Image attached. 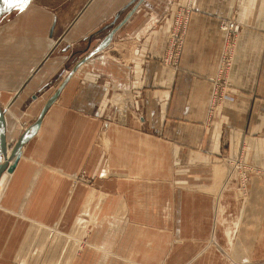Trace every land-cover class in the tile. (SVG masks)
Returning <instances> with one entry per match:
<instances>
[{
  "label": "crops",
  "instance_id": "1",
  "mask_svg": "<svg viewBox=\"0 0 264 264\" xmlns=\"http://www.w3.org/2000/svg\"><path fill=\"white\" fill-rule=\"evenodd\" d=\"M181 7L189 20L173 68L161 61ZM228 21L240 32L227 93L212 105ZM8 22V149L58 95L0 176V264H32L56 248L50 258L61 263L69 244L52 241L90 210L87 225L114 234L84 248L90 264H231L214 246L224 239L264 264V0H36ZM236 160L252 180L245 202L228 203L237 211L229 222L225 162Z\"/></svg>",
  "mask_w": 264,
  "mask_h": 264
},
{
  "label": "rangeland",
  "instance_id": "2",
  "mask_svg": "<svg viewBox=\"0 0 264 264\" xmlns=\"http://www.w3.org/2000/svg\"><path fill=\"white\" fill-rule=\"evenodd\" d=\"M31 2H36V0H32ZM28 5L29 4H24L22 6L14 7L8 13H5L4 15L0 16V28L3 25L8 24L9 23L8 21H11L13 19L14 14L17 11L27 7ZM4 55H5V50L3 48V44L1 43L0 44V59H1L0 60V77H2V75H4V73H2V75H1L2 70H4V72H7L8 68L12 67V65H10V67H9L8 64H6V65L2 64V62H4ZM238 161H240V160H238ZM233 162H235V161H233ZM233 162H231V161L225 162V165H226L225 168L227 169V172H226L227 180H228V182H230L232 184V187L231 186L230 187L235 190L234 194H232L230 192L225 193L226 199H224V201L225 200L226 201L224 203H227V204L231 203V201H234L233 195H235L236 200L238 199L242 202L243 201L245 202V200L247 199V194H245V193L248 192V190H249L248 188H249V185L251 184V180H252L251 176H250L251 175L250 174L251 171H250V172H247V174L245 175L244 182H243L242 177H240V175L238 173L239 169L235 170L236 164H233ZM240 162L243 164L242 168L244 170L250 169L246 166V164H244L242 162V160ZM83 175H81L79 178L80 183L83 182V183H87L88 185H90L88 183L87 178L84 177ZM253 177H254V175H253ZM2 180H3V177H2ZM2 180L0 179V183H2ZM234 186H238L237 192H236V187H234ZM227 204H226V208H225L226 212L223 215V217L226 218L230 222V220L236 215L237 211L234 209L235 210V213H234L230 204H228V205ZM241 209L239 207V210L241 213H242V211H246L244 209L243 210H241ZM90 213H91V210L88 211L87 214L80 213V223L78 222L79 225L77 227H75V230L73 229V227H71V229L69 231H66L64 233L65 235H63V236H65V238H63V239L60 237H58L57 239L55 238L57 240V242L55 239L54 240L52 239L53 241H52L51 246H53V247H56V246L60 247L61 245L65 244V242H67L69 244V245H66L64 247V251H65V252L63 251L64 257L62 259H60L61 263H59V264H90L91 257H88V256L81 257L82 251L84 250V248H87L88 245L91 246V243L93 241H101V239L103 241H105L106 239H108L109 233H111V230L109 229L108 225H103V226H101V224L87 225V222L89 221L88 218H89ZM90 217L93 218L92 215H90ZM220 219H222V216ZM229 226L228 227L231 230L232 225H229ZM99 228H102V229H99ZM49 234L51 235V236L49 235L51 238H53L55 235L58 236L57 231H52ZM112 236H114V234H112ZM60 239L62 242H60ZM241 243L243 244V246H245V248L249 249V246H250L249 240H242ZM216 244L217 245H214L215 248H217L218 250H221V255L225 254L227 256V257L225 256V258L227 260H229L231 262V264H235V263L236 264H251L249 261L250 260L249 257L247 259V258H244L243 256L241 258V256L238 257L237 255H235L234 249L239 248V246H240L239 241L231 240V243L229 245L228 241H226L224 239L223 241L217 242ZM200 246H201L200 243H198L197 247L199 248ZM259 246L262 247L261 244H259ZM106 247H107V245H106ZM88 248H90V247H88ZM60 254H61V251L57 248L55 250H52V251L49 250L48 251V257L42 258L43 256H38L36 259H33L35 263L32 262V264H36V263L37 264H56V263H54V259L51 260L50 255L51 256L52 255L57 256ZM65 255H66V258H65ZM262 259H264V255H259V260L261 261ZM17 262H18V260H17ZM18 263L24 264L23 262H18ZM5 264H7V262H5Z\"/></svg>",
  "mask_w": 264,
  "mask_h": 264
},
{
  "label": "built area",
  "instance_id": "3",
  "mask_svg": "<svg viewBox=\"0 0 264 264\" xmlns=\"http://www.w3.org/2000/svg\"><path fill=\"white\" fill-rule=\"evenodd\" d=\"M189 12L190 11L188 8L181 7L172 20L168 42L166 45V51L161 61L165 66L173 68L177 67L183 47L185 31L188 25ZM219 28L227 36V39H231V41L227 42L228 44H226L220 56L221 59L217 70L218 75L210 81L212 83V105H220L227 93V88L225 86V77L227 76L228 71L230 70L233 63L232 55L235 45L233 40L240 32V27L234 21L222 23L220 24ZM233 164H236L235 170L239 169L238 173L240 177H242L244 182L245 175L247 174V172H250V170H244L242 168L243 164L238 160L233 162Z\"/></svg>",
  "mask_w": 264,
  "mask_h": 264
},
{
  "label": "water",
  "instance_id": "4",
  "mask_svg": "<svg viewBox=\"0 0 264 264\" xmlns=\"http://www.w3.org/2000/svg\"><path fill=\"white\" fill-rule=\"evenodd\" d=\"M32 1V0H31ZM24 5L23 3H16L13 6H8L6 4H4L2 2V0H0V16L4 15L5 13H8L9 11H11L14 7H18V6H22ZM110 40V36H108L95 50H93L90 54V56L92 54L98 53L101 50L104 49V47L108 44ZM89 57V56H88ZM76 69V68H75ZM74 72V70L70 73V75ZM63 85L60 87L59 91L62 89ZM58 94H56L55 96H53L51 99H49V101L46 103V105L44 106V108L42 109V112L40 113L38 119L36 120V122L28 129L26 130L21 136L20 138L15 142V144L13 145V147L9 150H11V154L14 156V162L12 163L11 166L7 165V162H5V152L8 149L7 144H6V138H5V121H4V113L2 112L1 108H0V154L2 156V161H0V176L2 175V173L7 172V173H12L19 157H20V150L22 148V146L24 145V143L36 132V130L38 129L41 120L44 116V114L46 113L48 107L50 106V104L54 101L55 97Z\"/></svg>",
  "mask_w": 264,
  "mask_h": 264
},
{
  "label": "snow or ice",
  "instance_id": "5",
  "mask_svg": "<svg viewBox=\"0 0 264 264\" xmlns=\"http://www.w3.org/2000/svg\"><path fill=\"white\" fill-rule=\"evenodd\" d=\"M2 2L8 6H13L16 3L30 4L31 0H2Z\"/></svg>",
  "mask_w": 264,
  "mask_h": 264
},
{
  "label": "bare ground",
  "instance_id": "6",
  "mask_svg": "<svg viewBox=\"0 0 264 264\" xmlns=\"http://www.w3.org/2000/svg\"><path fill=\"white\" fill-rule=\"evenodd\" d=\"M8 152H9V154H8ZM5 162H7V165L8 166H11V164H10V162L12 161V162H14V156L11 154V150H9V149H7L6 150V152H5ZM7 173V172H6Z\"/></svg>",
  "mask_w": 264,
  "mask_h": 264
}]
</instances>
